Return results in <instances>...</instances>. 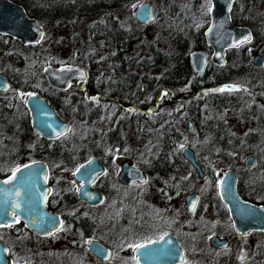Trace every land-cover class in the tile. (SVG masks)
<instances>
[{"label":"flooded vegetation","instance_id":"obj_1","mask_svg":"<svg viewBox=\"0 0 264 264\" xmlns=\"http://www.w3.org/2000/svg\"><path fill=\"white\" fill-rule=\"evenodd\" d=\"M5 1L22 9L27 19L36 20L39 29L42 30V36L38 44H24L11 35L0 33V63L1 61L5 63L4 67L0 66V75L8 85L7 90L0 91V131L3 129L8 131L10 136L8 144L15 147L16 143L27 144L23 137L24 130H29L38 138L41 145L47 146L52 153L56 152L51 160L36 161L43 163L47 169L46 184L50 188L45 204L47 211L59 219L58 226L44 234L33 232L19 221L0 227V235L9 228L14 236L23 233L17 245L5 243L0 239L6 249L5 257L10 264L18 263L13 256L14 250H18V254L27 258L36 247L40 254L36 256L37 260L31 261L34 264H53L54 261V264H75L73 257L83 258L81 264H109L113 258L116 264H138L137 257L132 252L133 248L128 254L125 248L127 243L144 244L154 241L158 243L161 240H165L166 243L165 237L177 244L178 251L174 252L179 258L177 257L173 264H264V232L257 230L249 231L243 236L236 234L232 220L228 216V207L217 194V184L223 173L217 177L212 162L202 155L195 154L194 149L183 142L182 137L166 139L143 137L145 140L143 147L140 143L142 139L124 137L128 123L133 125L131 128L135 130L149 128L147 125L152 127L156 123V119L152 121L151 118L156 105L163 98L166 99L168 94L173 96L172 93L165 89H157L151 94L147 91L140 95L141 91L139 94L133 90L129 91V97V94L118 86L116 91H110L111 85L115 83L113 75H110L107 92L98 93L91 87L89 75L95 65L109 61L108 65L112 67V72L114 66H119L116 59L113 60L106 54L105 44L113 40L116 34L119 43L124 42L126 35L132 37L131 33L134 32L142 36L140 27L146 24L136 23L130 11L132 23L136 25L132 26L128 21L129 27L126 28L123 21L128 19L122 18L126 14L122 13L119 16L115 14L118 31L112 32L102 20V12L86 13L81 7L83 3L80 0ZM209 5L208 1V7ZM152 8L154 9L153 6ZM229 9L228 19L231 25L246 30L249 34L248 41L237 47L224 49L220 58L221 63L210 61L211 47L206 44L203 35L209 24L207 10L208 21L202 30V37L209 48L207 52L199 51L205 54V64L201 72L194 73L189 58L188 62L194 76L193 81L188 83L191 87H198V77L206 73L207 77L216 76L217 81H220L217 89L227 85L239 89L223 92L214 90L209 95L212 96L215 107L212 109L214 122L220 127L223 125L227 135H223L222 138L209 136L217 153L207 155L222 162L227 161L225 164L227 167L223 172L232 171V174H235V193L242 201L264 206L263 149L257 150V154L246 156L240 163L242 165L240 169L233 156L231 155V158L225 154L229 147H237L243 141L249 145L264 144V0H232ZM88 18L93 20L87 25L85 43L86 52L89 53L86 54L87 62L83 60V65L66 63L55 65L42 55L40 75L34 69L32 71L28 69L27 58L33 55L35 58V51L45 43V38L52 28L72 26L78 30L81 22ZM94 23L101 26V39L91 35ZM81 44L82 41L76 39V45ZM91 51H94L93 54L96 56L102 53L104 58L97 59ZM197 51H191L189 54ZM142 59L137 58L136 62ZM131 62L123 68L121 78ZM46 66L56 70L63 66L84 68V81L74 79L63 88H57L46 80L43 70ZM118 68L120 70V66ZM152 71L155 70L148 73L151 77L155 76ZM33 95L41 101H46L58 120L68 124L65 134L48 139L38 137L31 131V113L27 100ZM147 95L152 96V101L144 109L140 101ZM197 95L188 93L185 97L187 99L184 98L185 104L183 103L187 119L182 125L189 121L193 126L190 132H195L196 127L205 126L210 117V113L201 103L204 100ZM78 120L83 126L92 127L99 124L100 128L97 126L99 128L97 132L91 129L86 138L72 139V130ZM231 120L238 125H249L250 129L240 137L237 133L230 132L227 122ZM154 126L157 127L156 124ZM184 132L190 134L185 131V127ZM3 141L0 140V147ZM182 147L192 150L195 164L201 170L200 176L182 154ZM5 154L13 162L12 156L15 154L7 152ZM229 157L232 162L227 159ZM246 158L252 159L248 165L244 163ZM90 159L96 162L97 168L93 171L97 172L99 167L100 169L95 178L90 180L89 190L99 195L100 200L87 204L82 202L76 193L82 182H76L73 176L74 171ZM4 171L0 168V172ZM252 171L251 176L249 172ZM125 173L128 176L130 173H139L143 180L124 184L118 178ZM68 174H71L72 181L77 184L76 188L73 187L74 183H71L70 178L66 177ZM16 229L17 232L14 233ZM64 239H69L72 247L59 248ZM92 240L104 244L110 250L111 257L108 261H102L90 253L87 242ZM110 241L117 249L109 246Z\"/></svg>","mask_w":264,"mask_h":264},{"label":"water","instance_id":"obj_2","mask_svg":"<svg viewBox=\"0 0 264 264\" xmlns=\"http://www.w3.org/2000/svg\"><path fill=\"white\" fill-rule=\"evenodd\" d=\"M209 7L207 8L209 14V24L204 30V41L210 45L212 56L210 61L213 63H221L223 50L228 47L234 48L239 44L248 41L249 34L246 30L234 28L230 19H228L229 6L232 0H208ZM143 6V7H141ZM152 5L143 0L134 10L132 14L136 23L151 24L154 21V13L152 12ZM22 9L17 8L9 1L0 0V33L3 35H11L16 40H21L24 44H38L42 36V30L36 20L24 17ZM190 63L194 73L201 72L204 67L205 54L203 52H192L189 54ZM46 74V80L57 88H63L74 79L84 81L85 69L76 67H65L59 69L50 68L46 66L43 68ZM8 85L4 82V77L0 75V91L7 90ZM161 94V93H160ZM28 110L31 113L32 132L38 137L53 139L66 133L68 124L59 121L49 107L46 101L39 100L36 96L29 98ZM185 131L189 133L193 130V126L189 121L183 123ZM182 154L189 160L190 165L193 166L201 175L199 166L195 163L192 150L187 147H182ZM252 159H245L244 163L249 164ZM27 166V167H26ZM19 168V167H18ZM96 167V162L88 160V162L80 165L74 171V179L76 182H82L77 190L79 199L82 202L90 204L97 203L100 200L99 195L89 190L90 180L95 178L99 169L93 171ZM20 171L13 177L11 172L5 178L0 179V224L7 225L15 224L18 221L27 228H30L37 234H44L54 230L58 225L59 219L56 215L48 213L45 205L50 188L46 184L47 169L45 165L39 161L26 163L21 166ZM92 169V171L90 170ZM127 169V168H126ZM133 170V169H132ZM134 171V170H133ZM138 172V171H137ZM232 171L223 172V176L217 184L218 196L221 201L228 207L229 214L232 220V226L236 234L239 236L246 235L249 231H263L264 232V206L252 205L247 201H242L235 191V174ZM139 173H130L129 176L125 173L121 174L118 180L123 181L124 184H131L133 181L143 180ZM10 181V183H5ZM19 205L18 208H13L12 205ZM7 213V215H5ZM15 213V216L13 215ZM17 232V229L14 233ZM166 238L160 242H145L146 247L138 251H132L136 255L138 264H173L178 257L177 244ZM165 243V244H164ZM90 253L96 258L108 261L111 257L110 250L103 244L95 240L87 242ZM167 244V245H166ZM6 249L0 242V264H10V261L5 257ZM179 258V257H178ZM34 264V263H31Z\"/></svg>","mask_w":264,"mask_h":264},{"label":"trees","instance_id":"obj_3","mask_svg":"<svg viewBox=\"0 0 264 264\" xmlns=\"http://www.w3.org/2000/svg\"><path fill=\"white\" fill-rule=\"evenodd\" d=\"M83 5V10L87 13H100L102 12L105 25L108 26L110 31H118V25L115 21V16L120 14H128V23L132 26L136 25L132 23L129 15L130 11L135 4L141 0H80ZM79 1V2H80ZM154 7L153 13L155 14L156 25V37L155 42L145 43V53L138 59H142L140 62H135L140 73L128 72L125 69V74L121 78L120 74L123 72V68L130 62V53L134 48L139 45L142 37L136 32L131 33L132 37L126 35L124 42L117 41L118 37L115 32L113 40L108 41L105 44L104 50L107 52L111 59H116L117 64L120 66H114L112 75L114 77V85H111L110 91H116L119 88H123L125 93L129 94V91L135 90L140 95L149 91L150 94L157 89H165L167 91L175 92L182 95L198 94L197 96L202 98L203 107L210 113V117L202 126L203 135L212 136L215 138H222L223 135H227L224 126L217 125L214 122L212 109L214 110V103L212 102V96H209L211 92L219 88V82L216 76L207 77L206 73L198 77V87L190 86L189 83L193 81L194 74L191 72L190 63L188 62V54L191 51H203L207 52L208 46H206L202 37V30L207 25V0H190L183 4H178L172 0H147ZM81 3V4H82ZM116 14V15H115ZM79 15V14H78ZM63 17V16H61ZM65 18V17H64ZM40 20V18H36ZM99 24H93L91 29V35L95 38H102ZM104 39V38H103ZM145 58V59H144ZM157 70L155 76L148 75L150 70ZM139 75H138V74ZM119 74V75H118ZM189 82V83H188ZM118 86V87H117ZM31 90V89H30ZM119 93H117L118 95ZM113 96V95H112ZM114 97V96H113ZM130 97V94H129ZM191 115V114H190ZM193 116V115H191ZM156 128L149 125V128L136 129L144 135V137L153 138H180L179 133L174 130L170 122H162L161 120L156 124ZM25 134L23 139L27 144L15 145L13 151L10 153L15 154L12 156L13 162L5 168L4 172H0V178H4L6 174L12 172L16 167L26 164V162H33L36 160L43 161L46 159L51 160L54 158V153L50 152L47 146L41 145L38 138L34 137L29 130H24ZM27 132V133H26ZM196 133H200L199 127H196ZM29 133V134H28ZM0 140L3 141L2 145H8L9 134L6 129L0 132ZM88 135V134H87ZM87 137V136H86ZM85 137V138H86ZM3 139V140H2ZM30 143V144H28ZM1 150V148H0ZM6 153V152H5ZM4 151L2 154H5ZM8 153V152H7ZM8 153V154H10ZM10 156V155H9ZM57 156V155H56ZM2 164V163H1ZM13 166V167H12Z\"/></svg>","mask_w":264,"mask_h":264},{"label":"rangeland","instance_id":"obj_4","mask_svg":"<svg viewBox=\"0 0 264 264\" xmlns=\"http://www.w3.org/2000/svg\"><path fill=\"white\" fill-rule=\"evenodd\" d=\"M143 0L139 1L138 3L142 2ZM147 1V0H145ZM173 1V0H172ZM176 1L178 4H183L184 2H189L190 0H174ZM148 2V1H147ZM127 16V17H126ZM125 17H122L124 19H128V14H126ZM130 20H132L131 18V14L129 15ZM92 18L88 20H85L83 22H81V25H79L78 30H76L75 28H73L71 26L68 28H65L63 26H61L60 28H55V29H51L50 33L48 36H46V41L45 43L42 44V46L36 50L35 52V58L34 55L30 56L27 58L26 60V64H28V69L30 71H32V69H34L35 71H37V74L40 75V68L41 66V60L40 57H43L45 59H47L51 64H55V65H59L62 63H66V64H76V65H83V60L84 61H88V56L86 57V54H89L88 52H86V47H85V43L87 41V25L92 23ZM122 22V21H121ZM125 23L126 28L129 27V24H127L128 20H124L123 21ZM140 34L142 35V40L139 42V45H137L134 50L129 54L130 57V61H132L129 64V67L127 68L126 71L128 72H135L137 71L138 73H140V69L139 67L134 63L136 62V59L143 56V54L145 53V47L146 44L148 42H155V40H157L156 37V25L155 23H152L150 25H145L144 27H140ZM59 38H62V40L60 41ZM76 39H79L82 41L81 45H76ZM84 44V45H83ZM92 55L95 56L97 59H101L104 58L103 54H99L98 56H96L95 54H93L94 51H91ZM43 55V56H42ZM91 55V57H93ZM108 64V62H102L100 65L98 66H94V69L92 70V72L90 71L89 78H90V82L92 84V88L98 92V93H102V92H107L108 87L107 84L108 82L110 83V75H112V67H110ZM0 66H5L4 61H1ZM39 71V72H38ZM156 71H152V74H156ZM150 74V72H148ZM171 96L170 94H168V97L165 99L163 98L162 100H160L158 102V104L156 105L157 107L154 109L152 117L154 121L156 119V123L159 120H163V121H170L174 130H176L179 133V136L182 137L183 142L187 143L190 147H192L194 149L195 154H199L205 157V159H207L209 162H212L213 167L215 168L216 171V175L217 177L221 176V173H223L224 169L227 167V161H220L216 158H209V155L207 154H212V153H217V151L214 150L213 148V144L210 137L208 135H203V130H202V126L199 127L200 129V133H196V132H190V134H185L184 132V126L182 125V122L187 119L186 115L184 114V98L186 97V95H182L180 93H178V91L172 92ZM155 96V95H153ZM187 99V98H185ZM152 101V96H144L143 99H141V106L145 109L148 104H150ZM184 103V104H183ZM192 103V102H190ZM193 105H196L194 103H192ZM146 117V116H144ZM148 121V119H146ZM198 121H200L199 119H197ZM146 121V122H147ZM154 123V122H153ZM152 123V124H153ZM228 126L230 127V132H234L237 133L240 137L244 136L247 131L250 129L249 125H238L235 124L233 120H231L230 122L228 121ZM149 124V123H148ZM153 124L152 126L154 127V129L156 128ZM200 125V123H198ZM99 126V124L97 125ZM96 125L89 127V126H83L79 120L76 122V126L75 128H73L72 130V139H82L85 138L88 134L89 131L94 130L97 132V130L100 128L97 127ZM133 125L128 123V126H126V130L124 131V137H130L132 139H142L140 140V143L142 144L141 146L143 147L144 145V135H141V133L138 131H135V128H131ZM148 127V125L146 126ZM102 128V127H101ZM147 129V128H146ZM101 130V129H100ZM1 132V131H0ZM1 136V134H0ZM101 136V135H100ZM0 150V168L5 170V168H7L8 166H10V164L12 163L10 160V157H8L7 154H5V156H3L1 153L4 151L5 152H11L14 149V146L12 145H2ZM179 148V146H178ZM263 149L264 151V144H260V143H253L251 145L245 143L244 141L240 143L239 146H234L233 148H228V151L225 152V154L227 153L229 156H233L234 160H236V164H238L239 166L241 165L240 163L244 160V158L247 156H252L254 154H257V150H261ZM231 156V158H232ZM229 159V161H231L230 157L227 158ZM232 162V161H231ZM230 162V163H231ZM230 165V164H229ZM242 166V165H241ZM241 166L239 167V169L241 168ZM13 167V166H12ZM255 167V166H254ZM252 170H254V168H252ZM249 174H251V176L253 175V171L249 172ZM66 177L70 178L71 183H74L73 187L76 188L77 184L75 182L72 181V177L71 174H68ZM11 228H9L7 231H2L1 235H0V239H2L5 243H10L12 245H17L19 240H21V234H23L22 232L19 233V235H12V232L10 230ZM65 241H63L62 243H60L61 245L59 246V248H64V249H68L69 247H72L71 242L69 239H64ZM109 246H113L117 249L116 245H113L114 243H112L111 241L108 242ZM135 243L132 242H128L127 245L125 246L126 250L128 251L129 254V250H131L133 247H130L129 245H134ZM59 245V244H58ZM58 248V249H59ZM112 248V247H111ZM60 250V249H59ZM18 250H14V258L15 260H17L18 263L16 264H30L32 260H37L38 257H36L37 255L39 256L40 252L38 250V247H36V249L32 250L31 253L32 255L27 256V258H25V256H23L22 254H18ZM74 259V263L75 264H81L83 262V258L80 257H73ZM115 258H113V261L110 262L109 264H116L114 261ZM92 260V259H91ZM55 263V261H54ZM53 263V264H54Z\"/></svg>","mask_w":264,"mask_h":264},{"label":"snow or ice","instance_id":"obj_5","mask_svg":"<svg viewBox=\"0 0 264 264\" xmlns=\"http://www.w3.org/2000/svg\"><path fill=\"white\" fill-rule=\"evenodd\" d=\"M133 7H135V5ZM141 7H143V6H141ZM235 90H239V89L236 86L227 85L224 88L216 89L215 91L223 92V91H235ZM29 96H31V94H29ZM19 171H20V169L19 168H16L15 171H13L12 176L15 177L16 176V173L19 172ZM77 171H79V169H77ZM5 183L6 184L7 183H10V181H5ZM12 207L13 208H18L19 205L13 204ZM5 215H7V213H5ZM13 215L15 216V213H13ZM17 222H18V218H17ZM4 226H7V225L0 224V227H4ZM129 246L130 247H133V250L134 251H138L139 249L146 247L143 244H135V245H129Z\"/></svg>","mask_w":264,"mask_h":264}]
</instances>
